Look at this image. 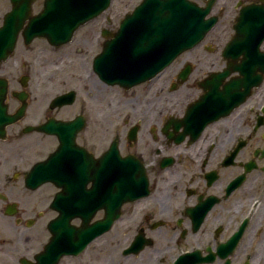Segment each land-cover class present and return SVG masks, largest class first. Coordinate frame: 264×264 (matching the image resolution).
<instances>
[{
    "label": "flooded vegetation",
    "instance_id": "1",
    "mask_svg": "<svg viewBox=\"0 0 264 264\" xmlns=\"http://www.w3.org/2000/svg\"><path fill=\"white\" fill-rule=\"evenodd\" d=\"M116 1L55 44L29 29L47 0H0V264H264V0L226 23L217 0L200 43L129 88L96 70L143 0ZM62 140L63 180L29 179Z\"/></svg>",
    "mask_w": 264,
    "mask_h": 264
},
{
    "label": "water",
    "instance_id": "2",
    "mask_svg": "<svg viewBox=\"0 0 264 264\" xmlns=\"http://www.w3.org/2000/svg\"><path fill=\"white\" fill-rule=\"evenodd\" d=\"M198 1L143 0L133 13L125 16L117 39L107 44L98 57L96 70L101 79L108 84L132 87L153 78L179 54L199 44L218 22V17L211 15L217 0H205V6ZM109 3L110 0H47L45 9L30 19L29 29L35 32V36L60 44L70 40L79 27L100 15ZM30 12L27 3L21 12L15 9L7 21L19 16L25 21ZM237 30L239 32V27ZM64 149L62 140L59 150L48 161L36 166L29 179L39 177V183L63 180V177L57 178L61 173L48 172L47 169L62 158ZM120 191L125 189L120 188ZM126 198L125 194L119 195V206Z\"/></svg>",
    "mask_w": 264,
    "mask_h": 264
},
{
    "label": "rangeland",
    "instance_id": "3",
    "mask_svg": "<svg viewBox=\"0 0 264 264\" xmlns=\"http://www.w3.org/2000/svg\"><path fill=\"white\" fill-rule=\"evenodd\" d=\"M140 0H117L116 1V6L118 7V9L120 10H124L125 8L129 7L131 8V6L136 2H139ZM121 2V3H120ZM123 2V3H122ZM236 0H221L220 5H226V9H228V13H226L224 15V19L222 20V23H226L229 21V19L231 17L234 16V8L233 5L235 4ZM201 4H204L202 1H200ZM232 6V7H231ZM219 11L217 8L215 9V12ZM224 13V12H223ZM222 13V14H223ZM115 16L117 17L118 20H122L125 16V14L123 12H118L117 14H115ZM225 26H223L222 24L220 25V27L217 29L218 31L221 29H224ZM221 33V32H220Z\"/></svg>",
    "mask_w": 264,
    "mask_h": 264
}]
</instances>
